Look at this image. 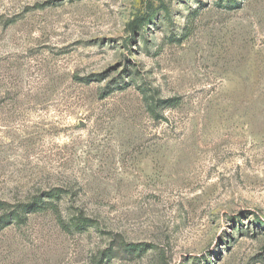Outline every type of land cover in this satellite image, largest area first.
I'll return each mask as SVG.
<instances>
[{
  "label": "rangeland",
  "instance_id": "1",
  "mask_svg": "<svg viewBox=\"0 0 264 264\" xmlns=\"http://www.w3.org/2000/svg\"><path fill=\"white\" fill-rule=\"evenodd\" d=\"M52 189L0 264H264V0H0V202Z\"/></svg>",
  "mask_w": 264,
  "mask_h": 264
},
{
  "label": "trees",
  "instance_id": "2",
  "mask_svg": "<svg viewBox=\"0 0 264 264\" xmlns=\"http://www.w3.org/2000/svg\"><path fill=\"white\" fill-rule=\"evenodd\" d=\"M60 193L61 191L59 189H52L39 196L33 197L31 200L25 203L18 202L14 205H9L7 203L0 202V221H16L23 223L29 214L51 212L59 224L64 226L58 207V203L61 200Z\"/></svg>",
  "mask_w": 264,
  "mask_h": 264
}]
</instances>
